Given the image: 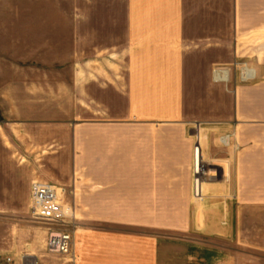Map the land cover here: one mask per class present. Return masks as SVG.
Listing matches in <instances>:
<instances>
[{
    "label": "crops",
    "instance_id": "obj_1",
    "mask_svg": "<svg viewBox=\"0 0 264 264\" xmlns=\"http://www.w3.org/2000/svg\"><path fill=\"white\" fill-rule=\"evenodd\" d=\"M218 2L88 0L87 30L72 26L73 75H24L25 111L72 113L57 123L69 179L54 183L69 205L90 221L188 234L186 264H231L236 209L264 207V0H229L227 14ZM244 58L255 82L232 87L231 121L198 130L197 152L202 144L213 173L197 200L185 96L209 85L214 66ZM216 134L227 146L215 145ZM157 249L140 233L81 232L68 259L158 264Z\"/></svg>",
    "mask_w": 264,
    "mask_h": 264
},
{
    "label": "rangeland",
    "instance_id": "obj_2",
    "mask_svg": "<svg viewBox=\"0 0 264 264\" xmlns=\"http://www.w3.org/2000/svg\"><path fill=\"white\" fill-rule=\"evenodd\" d=\"M218 3L224 8L221 12L227 14L229 0ZM87 11L88 0H0V264H27L28 259L35 264H74L68 259L73 248L66 256L47 253L48 226L32 219L29 208L33 181L65 185L69 179L68 156L58 147L57 139L62 134L57 123L63 117L69 121L72 113L25 111L23 85L24 75H73V65L69 62L72 26L75 23L77 29L86 31ZM218 34L229 40V32ZM83 50L86 52V48ZM227 56L223 52L224 60ZM235 63H246L254 70L252 60L246 58L216 65L211 70L209 85L194 83L185 96V118L195 124L191 131L196 135L193 150L198 145L199 127L215 129L231 121L232 87L255 82H235ZM219 67L231 69L230 84L212 81V71ZM221 136H214L215 145L224 148ZM201 154L209 178L213 172L207 165L202 144ZM236 211V236L226 243L227 260L231 264H264V207ZM68 229L74 243L81 232L143 234L146 241L156 243L158 264H186L187 255L192 253L184 242L189 237L186 233L175 235L163 228L90 221L80 214V209H74ZM175 237L182 241L173 242Z\"/></svg>",
    "mask_w": 264,
    "mask_h": 264
},
{
    "label": "built area",
    "instance_id": "obj_3",
    "mask_svg": "<svg viewBox=\"0 0 264 264\" xmlns=\"http://www.w3.org/2000/svg\"><path fill=\"white\" fill-rule=\"evenodd\" d=\"M233 68L238 73L240 83L246 84L255 80L254 70L248 64L235 63ZM230 72L231 69L226 67L215 68L212 71V81L217 84H226L229 81ZM226 139L227 137L221 139L224 146L228 144ZM197 151L198 145L193 150L192 192L195 199L200 200L202 184L208 178V169L200 152ZM197 153L200 162H197ZM67 195H69L67 189L54 183L35 180L30 184V215L35 221L48 226L45 245L47 253L52 255H70L74 245L73 234L68 229L74 218V208L66 201Z\"/></svg>",
    "mask_w": 264,
    "mask_h": 264
},
{
    "label": "bare ground",
    "instance_id": "obj_4",
    "mask_svg": "<svg viewBox=\"0 0 264 264\" xmlns=\"http://www.w3.org/2000/svg\"><path fill=\"white\" fill-rule=\"evenodd\" d=\"M26 262H27V264H35V262L31 259H28Z\"/></svg>",
    "mask_w": 264,
    "mask_h": 264
}]
</instances>
